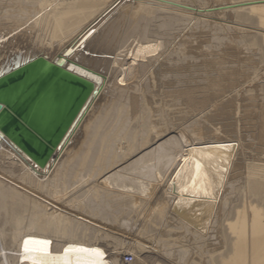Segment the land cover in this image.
<instances>
[{
	"label": "bare ground",
	"instance_id": "1",
	"mask_svg": "<svg viewBox=\"0 0 264 264\" xmlns=\"http://www.w3.org/2000/svg\"><path fill=\"white\" fill-rule=\"evenodd\" d=\"M209 1L0 0V68L16 54L22 57L55 55L53 59H56L69 48L70 53L64 57V67H69L94 85L86 106L45 166L35 165L9 140L0 137V264H128L121 259L125 248L131 250L134 256L130 264H137L135 258L145 264L143 258L151 252H157L168 264H264L263 134H259L262 135L260 151L245 158L247 162L241 168L243 170L233 176L231 166L235 154L229 150L233 151L237 144L222 143L216 132L205 136L199 117L193 118L196 114L182 116L183 110L178 105H170L164 100L168 91L167 95L175 93L181 97L184 93L192 94L195 88L197 92L198 86L202 89L206 86L179 89L181 83L191 84L194 81L195 71L199 66L206 65L204 61L207 60L198 62L202 53L199 47L182 49L169 45H184L185 34L181 37L180 33L185 32L187 27V30L193 31L202 23L211 25L206 19L218 13L212 14L209 7L206 8L205 4ZM224 2L229 9L219 14L230 15L238 25V39L234 44L236 47L237 44L254 47L253 55L259 57V62H264V0ZM124 4L127 5L125 10ZM121 12L130 13L137 20L133 21L128 16L129 22H141L139 33L134 35L135 45L127 49V44L124 45L126 40H120L114 47L104 44L108 24L112 27L114 23L110 22ZM216 22L210 30L222 31L224 25ZM223 23L226 24L225 21ZM246 23L254 26L252 33H249L250 30L245 32L249 27L245 30L239 27L244 26L242 24L246 26ZM133 24L134 27L139 26ZM133 28H130L131 32ZM27 33L30 35L27 36ZM188 35H195L199 43L206 39L201 40V34ZM125 36L123 38L128 39ZM176 37L180 38L175 42ZM211 37L216 41L225 39L223 36ZM212 44L219 45L213 41ZM90 51L98 55H92ZM161 55L164 56L158 61ZM230 68H225L226 74ZM242 68L238 66L237 72L242 74ZM249 68L252 70L249 73L257 78V70L250 65ZM213 73L216 75V72ZM104 78L106 81L112 79L114 85L108 87L109 100L104 101L108 104H102L89 120L97 105L96 94ZM256 86L264 95V80L252 87L256 89ZM253 90L250 87L245 92ZM240 92L237 95L245 96L244 92ZM186 94L183 96L187 97ZM196 101L195 104H198ZM184 102L186 104V100ZM189 107L192 106H188V110L193 111ZM84 126L85 137L82 142L78 140L81 144L75 148L70 141ZM205 128L209 131L208 127ZM215 131H219V127ZM100 178L103 179L98 182ZM85 183V190L78 189ZM73 185L79 192L73 193L75 196L71 193ZM158 187L159 193L156 192ZM150 201L155 205L150 207L154 212L149 221L151 225L144 231L146 235L142 233L146 238L115 236L116 233L111 234L109 226L104 224L118 221L122 227L126 226L125 229L133 227L143 211L148 209ZM112 202L121 206L125 214L116 215L110 205ZM94 217L106 222L102 223ZM208 229L212 230L209 236L212 235L214 242L209 248L197 246L200 248L198 260L187 261L186 256L193 248L195 250V246L189 247L188 242L183 244L179 239H184V236H175L174 232L180 234L181 230L189 233L196 241L206 237ZM107 239L118 242L117 245L122 247L117 249L119 245H116V248L108 249L103 243ZM25 241H28L27 252ZM93 249H99L103 255ZM144 253L145 257H140ZM157 258L154 256V259ZM161 261L155 264H162Z\"/></svg>",
	"mask_w": 264,
	"mask_h": 264
},
{
	"label": "rangeland",
	"instance_id": "2",
	"mask_svg": "<svg viewBox=\"0 0 264 264\" xmlns=\"http://www.w3.org/2000/svg\"><path fill=\"white\" fill-rule=\"evenodd\" d=\"M127 1V3H129V0H126ZM222 1V2H221ZM225 1H227L228 2V0H225ZM224 0H219V1H212L211 0V2L209 1L208 2V4L206 3L205 4V6H206V8H208V10L210 11V12H213L212 14H215V12H217L218 14H215V15H211L212 16V18H209L208 20L206 19V22L208 21V22H210V24L212 25H206V23H202L203 24V26L201 27V25H200V28H197V29H195V30H187L188 29V27L186 28V29H184V31L185 32H181L180 33V35H181V37L184 35V39H185V43H184V45H181V46H178L177 44H175V43H171L170 45H169V47H181L182 49H185V47L186 48H191V47H199V51L200 52H202V53H200L201 55H200V59H198L197 61L198 62H200V61H203V60H207L206 62L204 61V63H207L206 65H202V66H199L198 68H197V70L195 71V74L193 75L194 76V81L192 80L191 81V84H190V82H187L188 84H184L183 85V83H181V85L182 86H180L179 87V89H184V87L185 86H198V85H202V84H204L203 86H205V87H207V88H205V87H203V89H202V86L200 87V86H198L199 88H200V90L198 89V87H197V92H196V88H195V90H193L194 92L192 93V94H186V93H184V94H181V97H180V95H174V94H169V95H167L168 93H169V91L167 92V94L166 95H164V97L166 96L167 97V99H166V97H165V99H164V97L162 98V99H164L165 101H167V103H169L170 105L172 104V105H178L182 110H183V113H182V116H190L191 114H196V117H193V118H197V117H199V121H200V123H201V131H202V133H205L204 135L205 136H211L213 133H215L216 134V136H218V137H221V138H219V140L222 142V143H233V144H237V148L236 147H234L233 148V151H232V149L231 150H229V151H231V152H234V159H233V164H232V166H231V169L234 171V173H232V175L234 176V174H236L237 172H239V170L241 171V170H243V169H241V168H243L244 167V164H245V162H247V160L246 159H248V158H250L249 157V155L250 154H257V152H259L260 150H258V149H260L261 148V146H260V141H262V135H259V134H263V138H264V95H263V93H260L259 92V90H258V86H256V89H255V87H252L254 84H256V83H258L259 84V82H261V81H263L264 80V78H263V76H264V62H259V57L258 56H254L253 54H254V51H255V48L253 47V48H249V47H247V45H241V44H237V47H236V43H235V40L236 39H238V37L236 36L237 34V27H238V25L237 24H235L236 22H235V20H233V18H231L230 17V15H228V17H227V14H223V13H220L219 14V12H221V11H225V10H227V9H229V7L227 6V4H226V2H224ZM229 2H230V0H229ZM126 3V4H127ZM212 5H211V4ZM219 3V4H218ZM126 4H124L123 5V9L125 10V8L124 7H126L127 5ZM126 5V6H125ZM226 6V7H225ZM18 9V8H17ZM208 11V12H209ZM121 13H123V15L121 14ZM120 14L122 15H120L119 13H118V17H119V19H118V17L117 16H115L116 18H115V20L113 19V22H110L111 24L112 23H114V24H112V27H111V25L110 24H108V34H107V36H106V40H104V44H106V45H110L111 47H114L115 46V44L117 45L118 44V42L121 40V41H125L126 40V42L124 43V45L125 44H127V46H126V49L127 48H130V46H134L135 44H133V42L135 41V40H133V39H135L136 37V35L139 33V30L141 29V27H140V24H141V22H133V21H135L136 19L134 18V16L132 15V14H130V13H127V12H121ZM131 15V16H130ZM216 15H219L218 17H216ZM226 15V16H225ZM122 18H121V17ZM128 16H129V18L130 19H133V21L132 20H130V21H132V22H129V18H128ZM214 17V18H213ZM217 18V19H216ZM135 19V20H134ZM211 19V20H210ZM230 21H229V20ZM119 20V22H117V21ZM120 20H122V22L120 21ZM126 20V21H125ZM214 20H215V22L216 21H220V22H222V23H218V22H216V23H218L219 25H224L223 26V30L221 31L220 29H213L212 31L210 30L211 29V27H213V25L215 24V22H214ZM222 20H224L225 21V23L226 24H224L223 22L224 21H222ZM233 20V21H232ZM137 21V20H136ZM228 21V22H227ZM129 24H128V23ZM207 22V23H208ZM133 23H137V24H139V26H135L134 27V24ZM214 23V24H213ZM122 24H124V26L122 25ZM209 24V23H208ZM218 24H216L217 26H218ZM227 24H228V26H230L229 28H230V30H229V28H227L228 26H227ZM110 25V26H109ZM131 27H130V26ZM232 25V26H231ZM234 25V26H233ZM242 25H244V26H239V27H242L244 30L246 29V28H248V29H246L245 30V32L246 33H248V31H249V33H252L253 31H254V26L253 25H251L250 23H246V26H245V24H242ZM250 25V26H249ZM126 26H127V28H126ZM206 26H208V27H206ZM210 26V27H209ZM227 26V27H226ZM253 26V27H252ZM134 27V28H133ZM137 27H139V29L137 28ZM225 27H226V29H225ZM124 28V29H123ZM125 28H126V30H125ZM130 28H133V31L131 32V30H130ZM135 28L136 29H138V30H135ZM208 29H209V31H208ZM235 29V30H234ZM188 32H187V31ZM202 30V31H201ZM225 30V31H224ZM233 30V31H232ZM190 31H192V32H190ZM214 31V32H213ZM221 31V32H220ZM228 33H227V32ZM252 31V32H251ZM106 32V31H105ZM134 32V34H132ZM136 32H137V34H136ZM209 32V33H208ZM226 32V33H225ZM234 32V33H233ZM191 33H196L197 35H199L200 36V34H201V36H200V38H201V40H203V39H205L204 41H201L202 43H199V41L198 40H195V35H188V34H191ZM229 33H230V35H229ZM128 34H130V36L128 37ZM132 34V35H131ZM202 34H204V35H202ZM210 34V35H209ZM228 34V35H227ZM233 34V35H232ZM8 35L9 34H7V37H8ZM30 34L29 33H27V36H29ZM126 35V36H125ZM135 35V36H134ZM212 35H216V36H219V37H221V36H223L225 39H223V40H218V41H216V40H212ZM126 37V38H128L129 39V41H128V39H124L123 37ZM132 36V37H131ZM190 36V37H189ZM208 38H207V37ZM227 36V37H226ZM230 36H233V38H231ZM237 38H236V37ZM5 37H6V35H5ZM205 37V38H204ZM132 38V39H131ZM180 37H176L175 38V42L176 41H178V39H179ZM231 39V40H228V39ZM122 39H124V40H122ZM233 39V40H232ZM132 41V42H131ZM212 41H213V43L214 42H217V44L219 43V45H217V46H215V45H213L212 44ZM188 42V43H187ZM227 42V43H226ZM230 42H231V44H230ZM135 43V42H134ZM235 43V44H234ZM133 44V45H132ZM206 44V45H205ZM207 44H208V47H206L207 46ZM211 44V45H210ZM225 44H227V45H225ZM96 45V44H95ZM98 45V44H97ZM96 45V46H97ZM129 45V46H128ZM234 45V46H233ZM188 46V47H187ZM226 46V47H225ZM229 46H232V47H229ZM233 47L235 48V49H233ZM93 48V47H92ZM229 48V49H228ZM200 49H202V50H200ZM224 49V50H223ZM231 49H233V50H231ZM226 50V51H225ZM230 50V51H229ZM208 51H209V53H208ZM213 51V52H212ZM223 51H224V53H223ZM237 51L240 53V51H241V53L239 54H237ZM90 52H92L91 54L92 55H96L97 53L96 52H93V51H90ZM212 52V53H211ZM225 52H227L226 54H225ZM229 52V53H228ZM252 52V53H251ZM206 53L209 55H206ZM213 53H215V54H213ZM232 55H231V54ZM235 53V54H234ZM98 55V54H97ZM206 55V56H205ZM210 55H211V58H209L210 57ZM230 55V56H229ZM236 55V56H235ZM53 56H55V55H53ZM53 56L52 55H48V58L49 59H53ZM105 56H107V57H112V55H110V54H105ZM163 56L164 55H161L159 58H158V61H160V60H162V58H163ZM204 56V58L202 59L201 57H203ZM218 56V57H217ZM208 57V58H207ZM228 57V58H227ZM238 58L239 59V61H241L240 63L238 62V60L236 59V58ZM240 57V58H239ZM244 57V58H243ZM258 57V58H257ZM119 58H121L120 56H119ZM207 58V59H206ZM230 58V59H229ZM234 58V59H233ZM245 58H246V60H245ZM250 58V59H249ZM232 59V60H231ZM241 59H243L244 60V63H242L243 62V60H241ZM258 59V60H257ZM263 59H264V57H263ZM227 60V61H226ZM231 62H230V61ZM251 60V61H250ZM210 61V62H209ZM213 61V62H212ZM230 62V63H228V65H227V63L226 62ZM246 61V62H245ZM218 62V63H217ZM238 62V63H237ZM248 62V63H247ZM208 63H210V64H208ZM226 63V64H225ZM237 65H236V64ZM242 63V64H241ZM214 64V65H213ZM241 64V65H240ZM243 64H245V65H243ZM208 65V66H207ZM235 65L237 66V67H235ZM247 65V66H246ZM249 65L250 66H252L255 70H257V72H258V76H259V78H258V76H257V78L254 76V74H250L249 72H252V70H251V68H249ZM210 66V67H209ZM223 66H225V67H223ZM231 67L230 68V71L232 72V73H230V71H229V73L232 75H230L229 73V75L228 74H226L225 73V68H227V67ZM238 66H240V68H241V66H243V73L241 74V71H238L237 72V68H238ZM201 67V68H200ZM205 67V68H204ZM207 67V68H206ZM209 67V68H208ZM233 67V68H232ZM221 68H222V70H221ZM257 68V69H256ZM259 68V69H258ZM206 69V70H205ZM211 69V70H210ZM217 69V70H216ZM213 70H215V71H213ZM236 70V71H235ZM204 71V73H202ZM208 73V75H207V73ZM213 72H216V75H215V73H213ZM219 72V73H218ZM245 72V73H244ZM263 72V73H262ZM200 73V74H199ZM204 74L203 76H202V74ZM234 73H235V75H234ZM240 73V74H239ZM212 74V75H211ZM222 74V75H221ZM206 75V76H205ZM210 75V76H209ZM227 75H228V77H227ZM242 75V76H241ZM248 75V76H247ZM197 76V77H196ZM208 76V77H207ZM219 78H218V77ZM233 76H235V77H233ZM244 76H245V79H244ZM196 77V78H195ZM207 77V78H206ZM214 77V78H213ZM239 77V78H238ZM243 77V78H242ZM246 77H248V78H246ZM254 77H255V79H254ZM199 78V79H198ZM235 78V79H234ZM201 79H202V81H201ZM208 79H210V80H208ZM242 79V80H241ZM112 79H110V80H105V78H104V83H103V85H102V87L100 88L99 87V90H98V92H97V96H96V99H97V105H95V108H94V112H93V114H91V116H90V118H89V120H91L93 117H94V115H96V113L99 111V109L101 108V106H102V104H104V105H107L108 104V102H104L105 100L106 101H108L109 100V94H108V92H109V88H112V87H114V85H112V81H111ZM207 80V81H206ZM252 81V82H249V81ZM201 81V82H200ZM237 81V82H236ZM241 81H242V83H241ZM194 82H195V84H197V85H195L194 84ZM210 82V83H209ZM212 82V83H211ZM235 82V83H234ZM251 83V84H250ZM104 84H106L105 85V87H104V90H102V88H103V86H104ZM242 85V87H240L241 85ZM253 84V85H252ZM233 85V86H232ZM252 85V86H251ZM112 86V87H111ZM175 86V85H174ZM109 87V88H108ZM254 88V90L253 91H250L249 93H246L245 92V90L246 89H249V88ZM175 88V87H174ZM205 88V89H204ZM246 88V89H245ZM202 89V90H201ZM168 90V89H167ZM169 90H171V89H169ZM258 90V91H257ZM241 91V92H240ZM242 93V92H244V95L245 96H243L242 97V95H240V94H238L237 95V93ZM105 93V94H104ZM187 95V97L185 96H183V95ZM173 95V96H172ZM261 95H263L262 97H261ZM169 96V97H168ZM172 96V97H171ZM176 96H178V98L176 97ZM184 98H183V97ZM237 96V97H236ZM253 96H255V97H253ZM175 97H176V100L174 101V99H175ZM192 100V98H194L192 101H190V99ZM232 97V98H231ZM253 97V98H252ZM187 98V99H186ZM230 98L232 99V100H230ZM240 98V99H239ZM108 99V100H107ZM171 99V100H170ZM181 99V100H180ZM189 99V100H188ZM186 100V104H185V101ZM198 102H197V101ZM199 100H201V101H199ZM203 100V101H202ZM230 100V101H229ZM240 100H242V101H240ZM177 101V102H176ZM181 101V102H180ZM187 101H189L190 102V104L187 102ZM195 101H196V103H198V104H195ZM229 101V102H228ZM239 101V102H238ZM194 103L195 104V106L196 107H200V104H201V107L199 108V110L200 111H198V109L194 106V104H192V103ZM199 102H200V104H199ZM202 102H205V103H203L202 104ZM107 103V104H106ZM175 103V104H174ZM178 103V104H177ZM238 103V104H237ZM259 103H260V105H261V107H260V105H259ZM262 103V104H261ZM207 104V105H206ZM237 104V105H236ZM184 106V107H183ZM188 106H192V107H189V108H191V109H193V111L192 110H188ZM194 106V107H193ZM204 106V107H203ZM206 106V107H205ZM214 106V107H213ZM237 106V107H236ZM258 108H257V107ZM202 107L204 108V109H202ZM219 107V108H218ZM207 110V112H206V110ZM186 111V112H185ZM212 113H210V112ZM213 111V112H212ZM233 111V112H232ZM243 111V112H242ZM193 112H195V113H193ZM202 112H203V114H202ZM206 112V113H205ZM215 112V113H214ZM219 112V113H218ZM95 113V114H94ZM189 113V114H188ZM208 113V114H207ZM201 114V115H200ZM216 114V115H215ZM93 115V116H92ZM201 117H200V116ZM208 116V117H207ZM204 117V118H203ZM206 117V118H205ZM216 117V118H215ZM242 117V118H241ZM213 118V119H212ZM209 119V120H208ZM204 120H206V121H204ZM214 120V121H213ZM218 120V121H217ZM236 120H237V122H236ZM190 122V121H189ZM205 122V123H204ZM214 122V123H213ZM188 123V122H187ZM186 123V124H187ZM209 123V124H208ZM204 125V126H203ZM210 125H212V126H210ZM183 126H185V125H183ZM205 127H208L209 128V131H207L206 130V128ZM219 127V131H215V128H218ZM83 128V129H82ZM80 130H79V132L77 133L78 134V136H77V134H76V136H75V138L73 139V141L71 140L70 141V144L71 145H75V148H76V146L78 147V145H80L81 144V142H82V140H83V138L85 137V136H83V135H85V134H83V133H85V126L84 127H82ZM204 129V130H203ZM211 130V131H210ZM236 131H238V132H236ZM240 131V132H239ZM222 132V133H221ZM258 132V133H257ZM206 133H207V135H206ZM230 133V134H229ZM233 133V134H232ZM79 134H81L82 135V137H81V135H79ZM214 134V135H215ZM229 134V135H228ZM236 134V135H235ZM225 135V136H224ZM237 135H238V137H237ZM248 135H249V137H251V138H249L248 137ZM228 136V137H227ZM233 136V137H232ZM242 136V137H241ZM261 136V137H260ZM247 137V138H246ZM253 137H255L254 139H252ZM228 140H227V139ZM230 138H231V140H230ZM241 138V139H240ZM243 138V139H242ZM258 138H260V139H258ZM82 139V140H81ZM234 139V140H233ZM239 139V140H238ZM247 139V140H246ZM81 141V142H79V141ZM256 140V141H255ZM76 141H78V142H76ZM244 141H247V142H244ZM258 141H259V143H258ZM73 142H75V143H73ZM254 142V143H253ZM241 144V145H240ZM248 144V145H247ZM251 145V146H250ZM256 145V146H255ZM257 145H259V146H257ZM71 147V146H70ZM244 147V148H243ZM247 147V148H246ZM237 149V150H236ZM248 149V150H247ZM257 149V150H256ZM247 150V151H246ZM254 150V151H253ZM70 151V150H69ZM228 151V152H229ZM241 151H242V153H241ZM256 151V152H255ZM252 152V153H251ZM240 155H239V154ZM244 155V156H243ZM238 157H239V159H238ZM241 157H243V158H241ZM246 158V159H245ZM243 159V160H242ZM241 161V162H240ZM244 163H243V162ZM235 163H237L236 165H235ZM240 165V166H239ZM234 168V169H233ZM240 168V169H239ZM237 169V170H236ZM236 170V171H235ZM103 179V178H102ZM101 178L98 180V182H100V180H102ZM87 183H90L89 181H87ZM87 183H85V184H82V186L79 188L78 187V189H81V190H85V188H86V186H87ZM75 185L76 186H78V184L77 183H75ZM75 185H73V186H71V193L73 194V193H75V194H78L79 192H77L78 191V189H77V191H76V189H75ZM84 185V186H83ZM161 186H163V184L162 185H160L159 187L161 188ZM226 187H228L227 185H225ZM158 187V190H156V192L157 193H159V191H160V188ZM83 188V189H82ZM74 189V190H73ZM74 195V194H73ZM75 196V195H74ZM154 201V200H153ZM153 201H150V203H149V206H148V209H146V210H144L143 211V215L145 216H143V215H141V217L139 218V220H138V222L136 223V225H134L133 227H129V228H127V229H125L126 228V226L124 225V227H122L123 225L120 223V222H118V221H115V222H112V223H109V222H107V223H104V222H106V221H101L99 218H95V219H97L98 221H100V222H102V223H104V224H106V225H108L109 226V229H110V233L111 234H114V233H116V234H114L115 236H119L120 237V235L122 236V237H126V238H128V239H132V238H142V239H144V238H146L145 236H143V234L144 235H146L145 234V230H148L147 228H149V225H151V222H149L150 221V217H151V215L153 216V211H152V209H150V207H152V206H154L155 205V203L153 204ZM151 202H152V204H151ZM111 206H112V208H113V210H114V212H116V215H123V214H125V213H123V211L124 210H122V209H120V207L121 206H118V205H115L114 204V202H112L111 204H110ZM152 205V206H151ZM147 210L149 211V212H147ZM145 211H146V213H145ZM77 212H79V211H77ZM148 213V214H147ZM150 214V215H149ZM149 215V216H148ZM122 217V216H121ZM143 217V218H142ZM147 217H149V219L147 218ZM142 218V219H141ZM94 219V220H95ZM148 220V222H147V220ZM142 220H143V222H142ZM141 221V222H140ZM144 221H145V223H144ZM140 222V223H139ZM116 223V224H115ZM145 225H144V224ZM120 224V225H119ZM140 224V225H139ZM112 225V226H111ZM118 225V226H117ZM114 226V227H113ZM117 226V227H116ZM120 226V227H119ZM138 226V227H137ZM122 227V228H121ZM139 227H140V229H139ZM145 227V228H144ZM115 228V229H114ZM121 228V229H120ZM132 228V229H131ZM119 229V230H118ZM129 229V230H128ZM135 229V230H134ZM142 229H143V231H142ZM122 230V231H121ZM123 230H124V232H123ZM137 230V231H136ZM140 230L142 231V232H140ZM162 231L164 232V229H162ZM211 229L209 230H207V233H206V237H204L203 239H196V241H195V239H193L192 237H191V235L189 234V233H184V232H182L181 230H180V234H179V232H174L175 234V236H178V235H181V236H184V239L183 238H180L179 239V241H181L183 244H185V243H187L188 245H189V247H190V245L192 246V245H194L195 246V250H194V248H193V250L191 251V254H188L187 256H186V259H187V261L188 260H198V257H199V252H200V248L199 247H197V246H201L202 245V249L203 248H206L205 246H207L208 248L211 246L210 244L211 243H213L214 241V239H213V237H212V235H211V237L209 236V234H211ZM136 232V233H135ZM133 233V234H132ZM143 233V234H142ZM127 235V236H125V235ZM139 235H141V236H138ZM187 235V236H186ZM189 235V236H188ZM133 236V237H132ZM143 236V237H142ZM164 236V235H163ZM132 237V238H131ZM209 237V238H208ZM189 241H188V240ZM213 239V240H212ZM190 240H192L191 241V243H190ZM200 240V241H199ZM110 241V242H109ZM198 241V242H197ZM204 241H205V244H203L204 243ZM211 241V242H210ZM116 241H113V240H111V239H107V241H104L103 243L104 244H106V247H108V249H110V250H112V249H114V248H116L118 245V247H117V249H119V248H121L122 246L120 245V244H118L117 245V243L118 242H116V244L114 245V243H115ZM185 242V243H184ZM178 243V242H177ZM197 243V244H196ZM199 243V244H198ZM206 243H207V245H206ZM111 244H113V245H111ZM108 245V246H107ZM117 245V246H116ZM186 245V244H185ZM193 246V247H194ZM111 247V248H110ZM188 247V248H189ZM197 248V249H196ZM199 249V250H198ZM126 250V251H125ZM129 249H127V248H125V249H123L122 251L123 252H131V250L130 251H128ZM196 251L198 252V255H197V253H196ZM156 255H155V254ZM143 255H144V257H145V253L144 254H141V256L140 257H142L143 258ZM146 255H148V256H146L145 258H143L144 260H145V264H155L156 262L158 263V261H161V258L158 256V254H157V252H151V253H146ZM153 256V257H152ZM154 256L155 257H158L157 259H154ZM192 256H193V258H192ZM150 259H149V258ZM174 258V257H173ZM154 259V260H153ZM154 262H153V261ZM156 260V261H155ZM165 260V261H164ZM135 261H137V264H142L141 262H138V261H140V260H136V258H135ZM147 261V262H146ZM162 261H163V263L162 264H168V262L166 261V259H163L162 258ZM161 261V262H162ZM165 262V263H164Z\"/></svg>",
	"mask_w": 264,
	"mask_h": 264
},
{
	"label": "water",
	"instance_id": "3",
	"mask_svg": "<svg viewBox=\"0 0 264 264\" xmlns=\"http://www.w3.org/2000/svg\"><path fill=\"white\" fill-rule=\"evenodd\" d=\"M56 59L16 54L0 68V137L35 165L52 158L94 91L92 81Z\"/></svg>",
	"mask_w": 264,
	"mask_h": 264
},
{
	"label": "built area",
	"instance_id": "4",
	"mask_svg": "<svg viewBox=\"0 0 264 264\" xmlns=\"http://www.w3.org/2000/svg\"><path fill=\"white\" fill-rule=\"evenodd\" d=\"M121 259H122L123 262L130 264V263L133 262L134 256L132 255V253L126 252V253H124L122 255V258Z\"/></svg>",
	"mask_w": 264,
	"mask_h": 264
},
{
	"label": "snow or ice",
	"instance_id": "5",
	"mask_svg": "<svg viewBox=\"0 0 264 264\" xmlns=\"http://www.w3.org/2000/svg\"><path fill=\"white\" fill-rule=\"evenodd\" d=\"M47 243V242H45ZM27 244H28V241H25V252L29 251V249L27 248ZM72 249H67L66 251H71ZM80 251H85V249H79ZM92 251L96 252L97 254L99 255H103L99 249H93Z\"/></svg>",
	"mask_w": 264,
	"mask_h": 264
}]
</instances>
